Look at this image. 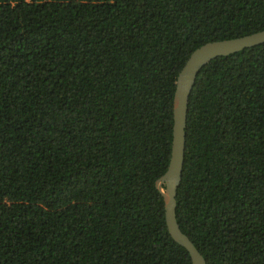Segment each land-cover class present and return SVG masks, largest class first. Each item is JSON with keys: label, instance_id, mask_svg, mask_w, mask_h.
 <instances>
[{"label": "trees", "instance_id": "16d2710c", "mask_svg": "<svg viewBox=\"0 0 264 264\" xmlns=\"http://www.w3.org/2000/svg\"><path fill=\"white\" fill-rule=\"evenodd\" d=\"M264 0H0V264H192L155 181L191 52ZM176 220L207 264H264V42L189 95Z\"/></svg>", "mask_w": 264, "mask_h": 264}, {"label": "water", "instance_id": "95a60500", "mask_svg": "<svg viewBox=\"0 0 264 264\" xmlns=\"http://www.w3.org/2000/svg\"><path fill=\"white\" fill-rule=\"evenodd\" d=\"M264 42V30L240 37L208 41L195 48L180 69L173 95V127L170 160L165 172L156 179L155 187L164 201V216L170 236L186 248L192 264H207L191 239L176 220V193L182 177L185 150V128L188 100L199 70L212 59Z\"/></svg>", "mask_w": 264, "mask_h": 264}]
</instances>
